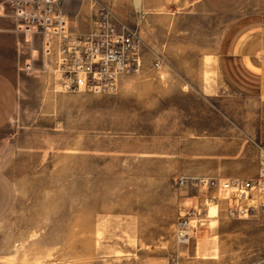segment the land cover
<instances>
[{
  "label": "rangeland",
  "instance_id": "obj_1",
  "mask_svg": "<svg viewBox=\"0 0 264 264\" xmlns=\"http://www.w3.org/2000/svg\"><path fill=\"white\" fill-rule=\"evenodd\" d=\"M13 2L0 0V73L18 97L0 129V169L16 189L0 264H264V206L202 186L259 170L258 103L216 65L224 19L198 0H57L52 28L85 34L105 7L144 42L140 72L78 93L61 87L40 35L21 39Z\"/></svg>",
  "mask_w": 264,
  "mask_h": 264
},
{
  "label": "built area",
  "instance_id": "obj_2",
  "mask_svg": "<svg viewBox=\"0 0 264 264\" xmlns=\"http://www.w3.org/2000/svg\"><path fill=\"white\" fill-rule=\"evenodd\" d=\"M14 1L15 17L19 19L17 32L21 39L28 42L34 36L42 37L45 56L57 58L61 87L66 91L107 93L114 89L119 77L142 70L144 42L139 31L119 21L112 10L105 7L98 10L90 30L85 34H75L70 32L62 20L59 27L52 28L51 12L57 0ZM156 67H161L160 60L156 62ZM187 182L181 181V184ZM202 186L228 193L236 200H256L264 206V146L260 145L259 148L256 178L204 179ZM254 209L253 204L231 208V214L248 215ZM191 236L189 223L180 224L178 241L188 244Z\"/></svg>",
  "mask_w": 264,
  "mask_h": 264
},
{
  "label": "crops",
  "instance_id": "obj_3",
  "mask_svg": "<svg viewBox=\"0 0 264 264\" xmlns=\"http://www.w3.org/2000/svg\"><path fill=\"white\" fill-rule=\"evenodd\" d=\"M248 0H198L205 12L224 19L226 29L217 52V69L237 95L258 103V140L264 146V11H247ZM18 104L13 81L0 73V129L15 115ZM16 189L0 169V221L12 212Z\"/></svg>",
  "mask_w": 264,
  "mask_h": 264
},
{
  "label": "bare ground",
  "instance_id": "obj_4",
  "mask_svg": "<svg viewBox=\"0 0 264 264\" xmlns=\"http://www.w3.org/2000/svg\"><path fill=\"white\" fill-rule=\"evenodd\" d=\"M208 61L212 62L211 59H209ZM242 202H247V201H242ZM218 216H219V208H218V206L217 205H213L212 206V204H211V206H209V213L207 215V219L213 220V219L217 218Z\"/></svg>",
  "mask_w": 264,
  "mask_h": 264
}]
</instances>
